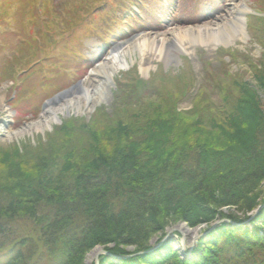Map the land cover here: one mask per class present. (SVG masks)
<instances>
[{"label":"rangeland","instance_id":"374dc122","mask_svg":"<svg viewBox=\"0 0 264 264\" xmlns=\"http://www.w3.org/2000/svg\"><path fill=\"white\" fill-rule=\"evenodd\" d=\"M237 10L245 22L240 32L234 24L226 26ZM220 25L226 29L219 39L203 31ZM188 30L201 32L204 42L178 35ZM152 38L167 39L161 54H148ZM142 41L144 55L134 46ZM118 46L125 51L127 67L116 71L109 55ZM1 75L0 176L13 167L23 176H32L47 165L57 166L58 175L75 173L76 167H98V163L114 168L112 158L130 134L124 129V117L139 107L136 101L132 106L122 100L138 97L143 106L148 100L158 103L167 98L185 112L197 94L199 100L216 99L224 78L227 84L222 89H229L231 97L245 84L256 96L252 108L264 109V0H0ZM151 92L157 97L150 99ZM195 133L174 141L180 147L189 140L208 138L219 153L225 148H219L221 144L232 146L226 131L211 137H205L206 129ZM246 141L244 135L240 143ZM235 157L229 156L234 166ZM70 161L73 171L64 166ZM104 171L111 172L108 167ZM254 188L243 197L246 205L211 206L214 215L210 213L213 220L208 226L173 221L172 214L155 216L141 245L144 249L160 246L150 250V257L170 252L178 263L191 261L187 250L203 233L212 231L219 218L230 222L227 215H235L241 225L251 223L264 206V180ZM240 194L237 189L236 195ZM185 200L176 207L178 216L191 203ZM249 208L250 212L240 213ZM138 250L128 246L124 253ZM101 251L105 252L104 247H93L82 264H99ZM106 255L105 264H119L117 257Z\"/></svg>","mask_w":264,"mask_h":264},{"label":"trees","instance_id":"16d2710c","mask_svg":"<svg viewBox=\"0 0 264 264\" xmlns=\"http://www.w3.org/2000/svg\"><path fill=\"white\" fill-rule=\"evenodd\" d=\"M222 80L216 99L199 100L197 94L185 112L167 98L143 106L138 97L122 100L132 106L136 101L139 107L124 117L130 134L123 130L125 144L112 158L114 168L98 163L99 158L94 161L98 167H76L69 175H58L57 166L49 165L32 176H23L15 167L5 170L0 176V264H82L86 252L96 246L117 257L119 264H162L165 258V264H264V206L246 226L235 215H227L230 222L219 218L193 245L191 261L178 263L170 252L150 257V250L160 246L141 245L155 216L172 214L173 221L208 226L211 206L246 205L243 197L264 180V109L252 108L256 96L247 85L231 97L229 89H222L227 84ZM153 94L150 99L157 97ZM205 129V137L228 132L232 146L221 144L219 148H225L219 153L208 138L180 147L174 141ZM230 155L237 157L235 166ZM64 166L73 171L72 161ZM183 200L191 203L179 218L176 207ZM258 224L261 227L254 229ZM102 232L109 235L103 237ZM214 238L219 241L214 243ZM128 246L141 250L126 254ZM106 254L98 256L99 264L108 260Z\"/></svg>","mask_w":264,"mask_h":264},{"label":"bare ground","instance_id":"6f19581e","mask_svg":"<svg viewBox=\"0 0 264 264\" xmlns=\"http://www.w3.org/2000/svg\"><path fill=\"white\" fill-rule=\"evenodd\" d=\"M235 13L236 14H232V17L230 18L231 21H233V22L231 24H230V22H226V26L227 27H230V26L232 27V25L234 24V27L233 28L235 30H237V31L239 30V32H240V28H242V24L245 23L244 22V18H243L242 13L239 10H237ZM225 29H226L225 27H223L222 25H220V27H217L215 29H211V28L206 29V28H204L203 31L207 30L208 33L206 35H208L209 38L216 40V39H219L223 35L222 34V31L225 30ZM194 33H196L195 38L192 37V35ZM200 34L203 35L201 32H198V31L197 32H192V31L188 30V31L180 32V34H178V35L181 36V37L187 38L189 40L192 39V41H194V39H195L197 42L198 41L199 42H204L203 41L204 38ZM166 40L167 39H165V38H161V39H159V38H152L151 40H148L149 43L151 44V47L148 50V52H149L148 54H150L152 56L155 55V53L156 54H161L162 53V46L166 42ZM134 46H137V50L140 51V54H142V55H144L146 53V51H147L145 49L146 48L145 47L146 44L144 43V41H142V43L141 42H135L134 43ZM120 49L121 48L119 46L118 47H115L111 51V53L109 55L110 56L109 57V60H111L113 64H116L117 65V67L115 68L116 71L119 70V68H126L127 67L125 65V60L123 58V54L125 53V51H123V50L121 51ZM146 56H147V54H146ZM28 58H30V57H28ZM3 83L4 82H3V79H2V75H1L0 76V85L3 84ZM51 102L52 101H50L47 104V108L50 107V105L52 104ZM47 112H50V108L47 109ZM187 231L188 230H186V232ZM191 250H192V246L189 248V250H187L186 254H188V251L191 252ZM102 252H104V251H101V253ZM104 253H102V254H104Z\"/></svg>","mask_w":264,"mask_h":264},{"label":"water","instance_id":"95a60500","mask_svg":"<svg viewBox=\"0 0 264 264\" xmlns=\"http://www.w3.org/2000/svg\"><path fill=\"white\" fill-rule=\"evenodd\" d=\"M102 253H104V252H102Z\"/></svg>","mask_w":264,"mask_h":264}]
</instances>
